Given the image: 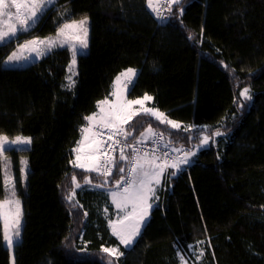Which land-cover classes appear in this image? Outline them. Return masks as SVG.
<instances>
[{"label":"trees","instance_id":"16d2710c","mask_svg":"<svg viewBox=\"0 0 264 264\" xmlns=\"http://www.w3.org/2000/svg\"><path fill=\"white\" fill-rule=\"evenodd\" d=\"M85 18L88 47L70 86L68 48L25 67L3 65L15 43ZM129 68L137 74L127 99L149 94L151 107L180 127L141 113L123 125L128 139L151 127L171 149L196 152L204 135L210 146L171 192L160 190L141 235L125 248L109 226L117 216L109 192L127 161L118 151L113 173L101 176L75 167L73 150L84 117ZM246 87L251 100L240 95ZM2 135L31 138L27 150L0 153V200L14 159L26 165L14 264H264V0H180L162 24L147 0H56L32 30L0 45ZM3 235L0 220V264H11Z\"/></svg>","mask_w":264,"mask_h":264},{"label":"snow or ice","instance_id":"6c2138e0","mask_svg":"<svg viewBox=\"0 0 264 264\" xmlns=\"http://www.w3.org/2000/svg\"><path fill=\"white\" fill-rule=\"evenodd\" d=\"M180 0H172V3L179 4ZM149 7L152 6V0H147ZM11 4L15 7V18L19 25L21 32L31 30V28L39 21V19L45 14L46 10L55 4V0H11ZM182 11V9H181ZM39 13V15H37ZM7 16L12 18V13L9 10L8 0H0V17ZM70 19V18H69ZM86 23V18L79 22L71 21V23L62 22V26H58L56 38L48 37L43 40L39 37L26 40L23 44L19 45L20 49H27L31 47V51L40 57L45 54V51H41L40 45H46V50L50 51L54 47H63L69 45L72 49V65L76 63V55L88 47L87 44V29L83 27ZM7 30H0V44L5 43V37L17 34V27L13 24H6ZM62 38V39H61ZM77 41L79 48L76 44L72 43ZM27 59L26 57H24ZM22 57L17 56L15 52L7 57L8 62L18 61ZM136 75L134 69H127L121 72L116 77L117 89L113 91L112 95L116 97L115 102L109 100H101L98 102V113L85 116L84 119L89 122L90 125H101L102 129L108 130V140L101 141L97 137L104 135L102 130L94 131L93 127H82V139L78 142V146L73 150L76 153V159L73 162L75 167L84 169L88 172H96L101 175H110L111 167L114 166L113 157L108 155V149L116 151V146H119L120 160L127 161L129 164L127 176L121 177L116 181L118 186L122 187L121 191H110L112 203L116 208L123 212L122 217L118 216L116 220H109V226L112 234L115 235L121 244L125 247L132 246L135 237L140 235V227L144 218L148 214V210L151 208L149 200L152 198L155 192V185H159L162 181L163 174L166 168L171 167L177 171H182L181 164L189 163V156L194 155V152L185 151L183 147L180 149L173 148V151L183 152L182 158L171 164L168 163L169 156L167 151L161 155H156L155 151L149 156V153L145 152L142 156L139 154L140 149L138 144L145 142V134L141 133L140 138L133 137L135 143H128V137L132 135L131 132L125 130L123 125L127 124L134 116L140 115L141 112L145 115L152 116L155 120H159L161 123L170 125L173 129H178L180 125L171 119L166 117V114L159 109L153 107H145V102L153 100V97L147 93L143 94L142 98L127 99L123 96L122 91L119 89L121 77L127 78V82H131L132 78ZM73 83L69 78V86ZM249 89L244 88L240 95L247 100H251V96L248 95ZM139 105L138 109L135 106ZM99 116V119L97 117ZM189 129L186 128L185 131ZM152 128H148V132L152 133ZM215 136H220L222 133L216 130L213 133ZM120 137L119 139H114ZM154 141L159 138V134H153ZM111 141V144H108ZM209 136L204 135L202 143L207 144ZM31 144L30 137L16 136L9 141L8 136H0V153L9 150H27ZM107 145V147H104ZM165 149L168 144L164 145ZM195 147V146H194ZM103 149V150H102ZM126 149H131V157L125 154ZM163 161V162H158ZM120 173H124L125 169L119 167L117 169ZM170 175H176V171L170 173ZM85 183H90L87 179ZM106 183V182H105ZM79 186V185H77ZM101 187L102 185H96ZM16 193L13 187L11 188V196L13 199L0 200V216H3L4 220V235L3 240L7 246L13 244V237L8 235V228L11 223V227L15 229V236L19 237V225H20V202L14 199ZM70 199V198H69ZM9 204L15 205V211L10 213L7 209ZM86 215V213H85ZM102 251L108 253L111 256L123 255L119 251V248H107L103 247ZM202 255V253H201ZM183 260V257H181ZM108 264H113L110 260Z\"/></svg>","mask_w":264,"mask_h":264},{"label":"rangeland","instance_id":"374dc122","mask_svg":"<svg viewBox=\"0 0 264 264\" xmlns=\"http://www.w3.org/2000/svg\"><path fill=\"white\" fill-rule=\"evenodd\" d=\"M8 3H9V10H10V12L12 13V18L11 19H9L7 16H4V17H0V30H7V28H6V24H13V25H15L16 27H17V34L15 35V36H12V34L11 33H9V36L11 37V39H9V37H5V43H3V44H7V43H12L13 41H16V39H19L22 35H24L26 32H28V31H26V32H21L20 30H19V25H18V23L16 22V18H15V7L11 4V0H8ZM55 3H56V0H55ZM170 4H173L172 3V0L170 1ZM154 5V8L153 7H150L151 8V11L152 12H154V14H155V12H156V10H157V8H158V4H153ZM155 5H157L156 6V8H155ZM53 8L55 7V4L52 6ZM51 7V8H52ZM49 9V8H48ZM47 9V10H48ZM37 15H39V13H37ZM84 20V19H83ZM81 21V20H80ZM77 22H79V21H77ZM69 23H71V22H69ZM37 24V23H36ZM36 24L31 28V30L36 26ZM83 27L84 28H86L87 29V44H88V31H89V26H88V19H86V23L83 25ZM30 31V30H29ZM56 36H57V33L54 35V36H51L52 38H56ZM33 38H36V37H30V38H28L27 40H30V39H33ZM40 38V37H39ZM48 38V37H47ZM40 39H44V38H40ZM62 39V38H61ZM25 41H23V42H20V43H15L16 44V46L10 51V53L8 54V56L9 55H11L13 52H15L16 54H17V56H20V57H22V59H20V60H18V61H16V60H14L13 62H8V60H7V57H6V59L3 61V65L4 66H7V67H25V66H27V65H30L31 63H33V62H36V61H39L41 58H43L44 56H46L50 51H52V50H54V49H57V48H68V49H70V51H71V53H72V49H71V47L69 46V45H65V46H63V47H54V48H52L50 51H47L46 50V45H40L39 47H40V49H41V51H45V54L44 55H42V56H40V57H37L36 56V54L34 53V52H32L31 51V47L32 46H29V48H27V49H23V50H21L20 49V47H19V45H21V44H23ZM72 43H74V44H76V46H77V48H79V43L77 42V41H73ZM3 44H0V45H3ZM86 50H87V48L86 49H83L82 51H80L77 55H76V63H75V65H72V63H70V65H69V78H71V81L73 82V80H74V76L76 75V66H77V56L78 55H80V54H83V53H86ZM24 57H26L27 59H25ZM71 61H72V59H71ZM136 74H137V72H136ZM136 76V75H135ZM135 76L132 78V80H134L135 79ZM72 84V83H71ZM128 88H129V85H127V78H125V77H121V82H120V85H119V89L122 91V93H123V96L125 97V98H127V91H128ZM116 89H117V85H116ZM110 102H115L116 101V97L115 96H113L112 98H111V100H109ZM152 101V100H151ZM151 101H147V102H145V107H148V108H152L151 107V105H150V103H151ZM140 106L139 105H137V106H135V108L136 109H138ZM142 113V112H141ZM180 125V124H179ZM153 133H156V132H154V130H153V132L152 133H149V135H152ZM12 139H10L9 138V141H11ZM208 146H210V138H209V141H208V143L207 144H203L202 143V146L201 147H199L198 149H197V151L196 152H194L195 154L194 155H190L189 156V163H187V164H181L180 165V168L182 169V171L183 170H185L189 165H191V164H193V162H194V159H195V156L197 155L196 153L203 147V148H205V147H208ZM192 152V151H191ZM4 153V152H3ZM183 156H181L180 158H182ZM76 159V158H75ZM75 161V160H74ZM176 161V160H175ZM175 161H173V162H175ZM14 166H15V171H16V173L14 174V175H10V174H7V177H6V187H7V189H8V195H7V197L5 198V199H9V200H11V199H13V197L11 196V188L13 187V184H14V189H15V193H16V195H15V197H14V199H16V200H19V202H20V210H21V216H20V225H19V229H18V231H19V237L17 238L16 236H15V229H13L12 227H11V223H10V226H9V228H8V235H10V236H12L13 237V244L11 245V246H9L10 247V252H11V264H14V246H15V244L20 240V238H21V233H22V226H23V210H22V197H23V193H24V190H23V184H24V179H25V173H26V165H25V161L23 160V159H20V158H15L14 159ZM173 171H176V174H177V172H179V171H177L176 169H174ZM182 171H180V172H182ZM174 180V177L172 178V181ZM162 181H163V178H162ZM110 191H121V189H120V187L119 186H115V187H113V188H111V190ZM160 193L158 194V196L156 197V202H158L159 201V199H160ZM159 197V198H158ZM152 199V198H151ZM151 199L149 200V203H152V201H151ZM116 207V206H115ZM7 209H8V211L10 212V213H12V212H14L15 211V205L14 204H9L8 206H7ZM117 209V208H116ZM150 210V209H149ZM149 210H148V212H149ZM122 215H123V212L122 211H120V210H118L117 209V216H116V218H115V220L117 219V217L118 216H121L122 217ZM147 216H148V214H147ZM146 216V217H147ZM146 217L144 218V220H143V222L141 223V227H142V225L144 224V222H145V220H146ZM0 220H1V222H2V224H3V228H4V220H3V216H0ZM141 227H140V229H141ZM5 230V229H4ZM135 240V239H134ZM126 248H128V247H126ZM188 264H192V262L190 261Z\"/></svg>","mask_w":264,"mask_h":264},{"label":"built area","instance_id":"2783aa9c","mask_svg":"<svg viewBox=\"0 0 264 264\" xmlns=\"http://www.w3.org/2000/svg\"><path fill=\"white\" fill-rule=\"evenodd\" d=\"M170 1L171 0H152L153 4H158L157 10H156L155 14H154V12H153V14H154V16H155V18H156V20H157V22L159 24L164 23L166 21L167 17H168V8L170 6ZM156 6L157 5H155V8H156ZM127 84L129 86H131L132 85V81L131 82H127ZM97 130H102L104 132V135L99 136L101 141L108 140V130L107 129H102V126H99V128H97ZM153 134H158V133H153ZM153 134L148 136L145 139L144 143L137 145V147L140 149V153H139L140 155H143L145 152H147L151 156L154 151H155L156 155H161V154H163V152L167 151L168 156H169V160H168L169 164L173 163V161L177 160V158H180L181 156H183V152H181V151L174 152L173 149H171L169 147H167L165 149V147H164L165 142H164L163 138L160 135H159V138L155 139V141H154ZM119 138L120 137H116L114 139H119ZM135 142H136L135 140L128 139V143H135ZM111 143H112L111 141H108V144H111ZM104 147H107V145H105ZM184 150L185 151H189V149H187V148H184ZM118 151H119V146H116V151H112L111 148L108 149V155L113 157L114 163H115V159H114L115 158V154ZM126 151H127L128 156L131 157V155H132L131 149H126ZM158 162H163V161H158ZM128 167H129V164L127 162V166L125 168V175H124L125 178L127 176ZM113 170H114V166L111 167V174L113 173ZM173 170H174L173 168L168 167V168H166V170H165V172L163 174V181H162L160 190H162L164 195L167 192H171L172 191V185H173L172 178L173 177L176 178V176L181 173L179 171V172H177L176 175L172 176V175H170V173L173 172ZM101 176H109V175H101ZM119 187L122 190V187L121 186H119Z\"/></svg>","mask_w":264,"mask_h":264},{"label":"crops","instance_id":"0c3cea01","mask_svg":"<svg viewBox=\"0 0 264 264\" xmlns=\"http://www.w3.org/2000/svg\"><path fill=\"white\" fill-rule=\"evenodd\" d=\"M151 7L154 8L153 3H152V6H151ZM114 90H116V87L113 89V91H114ZM113 91H112V93H113ZM112 93H111V95L107 98V100H111V98L113 97ZM127 93H128V91H127ZM126 96H127V95H126ZM98 112H99V109H98L95 113H98ZM97 119H99V116L97 117ZM85 126L93 127V130L95 131V129H97V127H99V126H101V125L97 124V125L93 126V125H90L88 121H86V123H85V125H84L83 127H85ZM148 136H150V135L147 134L145 137L147 138ZM97 138L100 139L99 137H97ZM74 153H75V152H74ZM141 156H142V155H141ZM149 156H150V155H149ZM150 157H151V156H150ZM75 158H76V153H75ZM74 160H75V159H74ZM161 184H162V181H161V183H160L159 185H155V186H154V187H155V192H154V195L152 196V199H151V201H152V203H150V204H151V208H150V210H149V212H148V216L146 217V220H145L144 224L142 225V227H141V229H140V235H141V233H142L144 227L146 226V224L148 223V221H149V219H150L152 209H153V208L156 206V204L158 203V202H156L155 200H156V197L158 196V194L160 193ZM158 198H159V197H158ZM4 231H5V230H4ZM140 235H139V236H140ZM139 236L135 237V240H134L132 246L136 243V241H137V239L139 238ZM5 244H6V242H5ZM132 246H130V247H128V248H131ZM7 247H8L9 250H10V247H9V246H7ZM125 248H126V247H125Z\"/></svg>","mask_w":264,"mask_h":264}]
</instances>
